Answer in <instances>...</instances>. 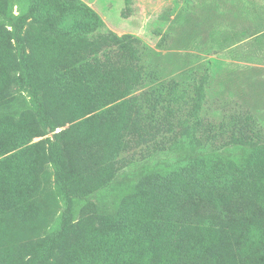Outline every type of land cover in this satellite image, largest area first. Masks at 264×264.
<instances>
[{"label":"trees","instance_id":"1","mask_svg":"<svg viewBox=\"0 0 264 264\" xmlns=\"http://www.w3.org/2000/svg\"><path fill=\"white\" fill-rule=\"evenodd\" d=\"M100 24L78 0H0V264H264V129L227 104L195 125L209 150L131 180L129 149L177 142L164 118L194 99L159 54L87 41Z\"/></svg>","mask_w":264,"mask_h":264},{"label":"rangeland","instance_id":"2","mask_svg":"<svg viewBox=\"0 0 264 264\" xmlns=\"http://www.w3.org/2000/svg\"><path fill=\"white\" fill-rule=\"evenodd\" d=\"M78 1L94 10L101 21L86 35L87 41L127 37L130 41L123 42L143 52L140 60L143 57L146 63H156L159 54L158 62L164 67L161 78L175 77L182 82L179 90L185 87L194 99L190 111L191 104H187L180 111L173 108L164 118L167 134H176L177 142L165 139L159 145L165 149H154L159 143L151 140L149 151L144 144L129 149L124 169L131 180L137 181L148 168L184 165L198 151L209 150L196 141L201 132L195 125L207 120L210 111L214 120L228 113L223 108L227 104L233 112H250L258 128L264 129V31L256 33L264 29V0ZM13 10L19 13L16 2ZM227 148H219V153L233 156V145ZM241 155L237 151L233 158L240 161ZM254 235L255 240H262L259 233Z\"/></svg>","mask_w":264,"mask_h":264}]
</instances>
